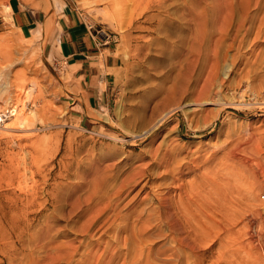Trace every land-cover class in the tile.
Wrapping results in <instances>:
<instances>
[{
  "label": "rangeland",
  "instance_id": "374dc122",
  "mask_svg": "<svg viewBox=\"0 0 264 264\" xmlns=\"http://www.w3.org/2000/svg\"><path fill=\"white\" fill-rule=\"evenodd\" d=\"M6 1L0 264H143L144 249L153 264H188L167 220L183 222L179 188L197 183L227 211L211 216L222 230L203 264H264V0H77L121 59L89 129L69 110L75 91L53 39L21 37ZM229 152L254 177L229 167Z\"/></svg>",
  "mask_w": 264,
  "mask_h": 264
},
{
  "label": "crops",
  "instance_id": "0c3cea01",
  "mask_svg": "<svg viewBox=\"0 0 264 264\" xmlns=\"http://www.w3.org/2000/svg\"><path fill=\"white\" fill-rule=\"evenodd\" d=\"M77 0H7L5 8L21 37L46 32L56 45V58L65 64L74 95L69 110L82 128L92 127L89 115L103 112L110 85L121 65L109 36L94 34L81 18Z\"/></svg>",
  "mask_w": 264,
  "mask_h": 264
},
{
  "label": "bare ground",
  "instance_id": "6f19581e",
  "mask_svg": "<svg viewBox=\"0 0 264 264\" xmlns=\"http://www.w3.org/2000/svg\"><path fill=\"white\" fill-rule=\"evenodd\" d=\"M1 77L2 76L0 75V88L2 87ZM2 79H4V78H2ZM7 89H8V87H7ZM30 89H29V91H30ZM31 91H32V89H31ZM15 113H16L15 112V108H13L11 110V114H10L11 115L10 117H12V119L14 117H16ZM24 122H26V121H24V119L23 120L21 119L19 124H22ZM27 122H29L28 119H27ZM7 123L4 124V127H7V129H8L9 128V124L7 125ZM22 128L23 127H21V129ZM20 133H21V131H20ZM222 160L225 163L226 162L229 163V167L231 166L230 164H232V165H234L236 167H241V168L244 169V171H246L248 173V175H250L251 177H254V173H253L252 169L250 168V164L246 160L236 159L234 154H232L230 152L229 153H225V155L223 156ZM220 167H221V165L219 166V169H220ZM215 168H216V165H215L214 169ZM174 175H175V173H174ZM212 175L214 177H216L215 179L218 178V174H217L216 171L215 172L213 171ZM203 176H204V179H205V175H203ZM215 179H213V178L211 179V181L208 183V187H210V188H215L216 187L217 189L219 188V185L216 183ZM219 181L220 182H224L223 183L224 185H227V184L230 185L229 184V182H230L229 179L225 180V179L219 177ZM181 183H182V181H181ZM177 185H178V183H177ZM182 187L183 186H180V188H179L180 191L182 189V193H180L181 196L178 197L176 202H175V206H176L175 211L178 210V212H179L178 214H180L181 218H183V222L180 221V220H176V221H173V222H170V220H167L168 223H169V226H167V227L169 229V233H171L172 236L174 234L178 235V236H176L175 239L174 238L172 239L174 245L179 246L182 249L186 250L188 255H190V256L187 255V259H186L187 263L188 264H203L204 255L203 254L199 255L198 253L202 251V248L205 246V241L207 240V238H209L211 236L210 231L213 230V229H218V230L221 229V228H219L218 224L213 220V218H214V216H216V217L217 216H220V217L223 216L225 214L224 212H227L226 211V205H224L223 203H219L217 201L210 200V198L208 197V194L205 193V183H200V184L197 183V184H193V185L190 184L189 186L186 184L187 188H184V187L182 188ZM219 191L222 194L225 193V192H222V190H219ZM158 199H159V197H158ZM167 201L168 200L166 199V196H165L164 198L159 199V205L164 207V206L167 205ZM168 215H169V213H168ZM211 216L213 218H211ZM178 218H180V217H178ZM181 233H184L183 236L181 235ZM142 250H143V248H142ZM138 253H139V251H138ZM150 254H151L150 249H144L141 252L140 255L143 257V264H153V263L150 262ZM188 257H189V259H188ZM218 261L219 260H217V262ZM230 261H232V260H230ZM230 261H229V263H230ZM212 264H214V263H212ZM234 264H236V262Z\"/></svg>",
  "mask_w": 264,
  "mask_h": 264
},
{
  "label": "built area",
  "instance_id": "2783aa9c",
  "mask_svg": "<svg viewBox=\"0 0 264 264\" xmlns=\"http://www.w3.org/2000/svg\"><path fill=\"white\" fill-rule=\"evenodd\" d=\"M94 34H97V32H94Z\"/></svg>",
  "mask_w": 264,
  "mask_h": 264
}]
</instances>
